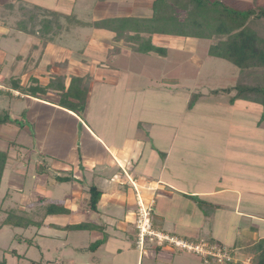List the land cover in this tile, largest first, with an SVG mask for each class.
<instances>
[{
  "label": "crops",
  "instance_id": "0c3cea01",
  "mask_svg": "<svg viewBox=\"0 0 264 264\" xmlns=\"http://www.w3.org/2000/svg\"><path fill=\"white\" fill-rule=\"evenodd\" d=\"M112 1L115 0L102 3L106 7L114 5L115 3H108ZM150 2V11L134 14L132 12L134 5L128 0H123L122 3L116 4V10L125 13H119L117 16H119L118 18H128L126 14L130 11L129 13L132 15L129 18L149 19L152 15V1ZM13 4H15L14 0H0V8L11 10L14 8ZM36 7L48 12L42 6ZM56 20L58 29L49 27L43 37L38 35L40 28L32 34L25 33L27 40H23L19 47V53H10V48L7 51H5L6 48L4 51L0 50V111L2 112L1 109H3L8 112L11 120L15 121L10 124H0V138L5 137L10 141V138L15 137L14 143L5 145L1 141L0 151L5 149L7 154L10 151V154L14 155L13 158L11 156L12 160L20 164L28 158L29 151H31L23 147L25 144L31 145L30 147L37 158L35 166L38 165L37 169L40 171L33 175L34 187L37 185L46 186L47 181L58 178L59 173L71 176L73 184L82 182L80 184L81 193L76 192L65 197L61 205H50L62 209V214H47L46 211L43 214L44 218L35 222L39 226H32L35 227L37 237L61 240L63 246L69 241L79 244L81 236L86 232L94 234V242L90 247L92 254L90 261L83 258L84 256L81 255L83 252L80 250L77 262L75 260L72 263L69 260L65 261L57 254L55 263L144 264V258L150 262L149 264L203 263L196 255L176 251L165 244L138 249L135 245L134 223L139 201L143 206L149 208L152 225L156 231L174 234L176 237L190 242L202 240L208 244L223 246L229 249L236 259L248 257L243 254L245 250L264 239V231H259L254 227L255 223L264 225V208L255 209L252 206L259 198L264 199V191L256 190L255 186L252 188L249 186L247 190L237 184L223 187L221 183L225 176H218L217 172H215V178L218 183L214 182L213 184L212 180L208 182L209 173L204 165L206 163L202 161H200L202 168L196 170L198 177L193 181V185L188 186L186 178L172 173L179 171L181 167L179 155H182L181 160L182 157L184 158L185 167L190 168L187 151L180 149L179 153H175L177 156L172 155L174 153L172 151L173 144L166 134L165 139L162 140L161 145L163 146H161L159 140L149 141L145 138V134L141 133L139 128L137 129L140 125V123L136 124V121L138 123L137 119H134L130 131H126L124 134L119 131L115 133L111 127L109 130L107 126H104L111 120H114L112 123L116 124L117 118L120 116L116 115L125 105L120 89L114 93L123 78L122 71L117 66L120 64L115 60L128 59L131 54L155 58L156 53H135L131 50V45H136L134 41L126 44L123 40H114L113 32L104 29L97 31L98 29L94 25V31H88L87 35L82 34L83 38H86L85 41L81 39L83 47L74 49L75 53L69 51L68 56L66 50L62 48L61 51L59 50L62 60L59 62L50 60L52 62L48 63L49 61L43 57L46 49H39L35 40L41 39L44 48L48 50L49 47H54L57 40L66 38V35L70 34L71 25L69 27L68 24H63L59 18ZM75 23L89 25V23L79 20ZM20 33L24 32L17 26L14 29L7 28L5 25L0 26V38L11 45L13 44L14 51L16 44L19 43L17 34ZM129 35L133 36V34ZM177 38L180 37L155 34L151 36L150 41L155 47L162 48L160 47L162 45L163 48L170 50L172 45H174L173 49L176 47L175 40ZM155 40L159 42L156 43ZM100 55H104V61H102L104 58H98ZM82 57L86 61L85 66L82 67V70L85 71L82 73L81 68L78 69V72L74 69L71 71L72 65L76 64L75 59L82 60ZM69 58L70 60L67 62L66 59ZM72 79L77 80L71 86L73 93H77L81 87L82 95L85 92L83 108L80 106L79 99L75 98L76 94H66V90L73 82ZM6 80L18 81L20 90L9 89L4 84ZM128 80L141 81L140 77L135 75L130 76ZM122 84L121 86H123ZM35 87L40 90H34L35 94H32L30 90ZM60 87L64 88L62 91L65 93H63L64 100L63 97H60ZM249 111L251 112V110ZM91 114L94 115L91 116ZM102 116L104 119L98 121L97 119ZM103 127L104 129H102ZM148 129L151 133L152 129L150 127ZM23 134L30 137L29 142H24L25 144L20 140L17 142L19 136H23ZM262 134L264 135V129ZM172 139H175V134ZM157 146L161 147L157 148ZM166 146L169 148L164 150ZM158 152L160 153L158 154ZM12 160L10 161L8 158L4 171L6 174L9 169L6 193L8 195L10 190L20 192V206L16 211L25 214V209L30 208L34 202L40 201L41 198L34 193L33 200L30 199L32 195L27 197L23 195V187L26 183L25 175ZM237 163H233V170L236 168V172L241 166ZM48 174L52 176L49 177ZM64 178L70 180L69 177ZM260 184L262 185V183ZM91 187H95L101 193L96 210L89 208V189ZM261 188L264 189V187ZM244 195L247 196L245 200L249 203L248 206L243 199ZM195 197L198 201L200 200V206L206 213L199 208L197 200H193ZM9 211L14 210L4 209L0 199V212L6 216ZM181 212H185L184 215ZM51 216L57 217V220L49 219ZM195 216L198 218L202 216L203 221L193 223L190 218ZM185 217H188V220L184 219ZM155 221L158 222V225L155 224ZM56 222L58 223L53 228ZM32 227L30 226V228ZM65 232L68 235L63 236ZM98 242V246L94 248ZM14 252L16 255L12 251L9 255L16 262L22 258L28 264L29 261L37 264L33 257L26 258L27 251L24 253ZM98 253L101 254L100 257L96 256ZM0 254L2 255L0 260L2 258L6 261V254L4 252ZM249 256L252 258L251 255Z\"/></svg>",
  "mask_w": 264,
  "mask_h": 264
},
{
  "label": "rangeland",
  "instance_id": "374dc122",
  "mask_svg": "<svg viewBox=\"0 0 264 264\" xmlns=\"http://www.w3.org/2000/svg\"><path fill=\"white\" fill-rule=\"evenodd\" d=\"M14 1L15 4H13V9L8 10L0 8V26L5 25L7 28L11 29L17 26V22L22 19L19 6L28 9L34 6H42L46 9L48 12H45V10L38 12V22L43 19L50 21L51 15H53L50 13H55L56 17L59 15V19L62 20L63 24H68L69 27L71 25L70 34L66 35L67 37L64 39L57 40L54 47H49L48 50L44 48L45 46H43L41 39L35 40L39 49H46L43 57L45 60L49 61L48 63L52 62L50 60H56L58 62L62 60L60 57L62 48L66 50L68 56L71 51L75 53L76 50L74 49L83 47L81 39L85 41L86 38H83L82 34L87 35L89 33L88 31H94L95 29L93 26L96 23L106 26L110 24L108 20L117 19L119 17L117 15L120 12L116 10V4L123 2V0H115L108 2L115 3L114 5L105 7L102 2H97V0ZM128 1L134 5V11H132L134 14H140V12L146 13V10H151V2L148 0ZM221 1L226 3L229 7L238 10H245L247 7L252 6L263 7L264 9V0ZM129 12L130 11L126 14L128 18L132 15V13ZM123 13L125 12L120 14ZM77 20L89 23V25H87L88 27L84 26L83 23L77 25L75 23ZM39 28L40 26L38 25L36 29ZM97 31L100 30L98 29ZM17 35H19V43L16 44L15 51L13 49V44L7 43V41L2 38H0V50L4 51L6 48L5 51H7L8 48H10V53H19L20 45L23 43V40L26 41L27 39L25 33ZM175 41L176 47L174 49V45L171 46L172 49L170 50L168 48H163L164 46L162 45L160 46L165 50L164 56L155 54V58H152L144 55L131 54L128 59L115 60L120 64L117 66L121 69L123 74L121 76L123 78L120 80L119 87H116L114 93L116 90L120 89L119 91H121L122 94L121 98L125 105L116 115L117 117L120 115L119 118H117V123L113 124L112 121L114 120H111L108 124H104V126H107L109 130L112 128L115 133L119 131V133L124 134L126 131H130L134 119H137L138 123L136 121V124L140 123L137 129L139 128L140 132L144 133L145 138L149 139V141L159 140L160 145L162 144V140L165 139L166 134L167 138L169 137L173 144L172 151L174 153H172V155L177 156L175 153H179L180 149H185V151H187L186 155L191 164L189 166L190 168L185 167L186 162L183 157L181 160L182 155H179L178 158L181 167L179 171H174L172 173H177L175 175L186 178L188 186L193 185V181L198 177L196 170L202 168L200 162L202 161L206 163L204 165L209 173L208 182L212 180L213 184L214 182L218 183L215 178V172H217L218 176H225L222 178L223 182L221 183L223 187H231L233 184H237L247 190L249 186L250 188L255 186L256 190L261 189L264 191V189L261 188L264 187V135L262 134V130L264 129V108L243 100H236L232 104L230 99H232L235 93L223 94L220 92L221 90L233 86L235 82L234 79L238 75V69L227 61L209 57L208 48L210 43L207 40L177 38ZM155 42L158 43L159 41L155 40ZM167 46L166 44V47ZM84 57H82V60L75 59L76 64L72 65L71 71L74 69L78 72L79 68H81L82 73L85 71L82 70V67L86 64ZM98 58H104L102 61L105 60L104 55H100ZM69 60L70 58L66 59L67 62ZM56 68L58 67L56 66ZM133 75L140 77L141 81H129L128 79ZM121 84L123 86H121ZM81 91H83L82 87ZM213 91H218L219 93H212ZM59 93L62 98L64 92L59 90ZM244 102L246 103L245 105L243 104ZM1 110L2 112L0 111V114L3 113V109ZM249 110H251V112ZM92 115L94 114H91V116ZM103 119L102 116L97 120L102 121ZM89 120L91 121L92 118ZM149 127L152 129L151 133L149 132ZM102 129H104V127ZM174 134L175 139H172ZM6 139L5 137H1L0 142L2 141L7 145L15 141V137L10 138V141ZM19 140L25 144L24 142H29L30 137L29 135L26 137V134H23V136H19L17 142H19ZM30 146V144H25V147H23L26 148V150H31L29 151L28 158L22 159L24 162L22 161L20 164L19 162H14L12 160L14 155L10 154V151H8V158H10V161L12 160L15 165L17 164L19 170L25 175L24 178L26 183L23 187V195L26 197L32 195L30 199L33 200V197H35V195H33L34 193L37 194L41 200L34 202L30 208L25 209V214H20L16 211L20 206L21 198L19 197L21 194L19 191L12 190L9 191L8 195L6 193V188H8L7 174L9 169L3 177L0 199L3 202L4 209L11 208L14 210L13 212L15 214L23 217V219L37 222L44 218L43 214L50 208L51 204L61 205L65 197L70 196L72 193L80 192L82 189L80 184L82 182L73 184L70 178L71 176L59 173L58 176L60 178L69 177L70 180L61 182L56 179H50L47 181L48 184L46 186L37 185L34 187L33 175L40 171L37 169L38 165L35 166L37 158ZM161 146H157V148ZM168 148L169 147L166 146L164 150ZM6 151L4 149L2 152ZM160 152H158V154ZM202 154L204 155L203 157ZM206 158L208 159L207 161ZM240 160L244 161L239 162ZM248 161L249 163H247ZM234 162L241 164L237 172L236 168L233 170ZM41 170H43V168H41ZM48 175L49 177L52 176L51 174ZM260 183H262V185ZM246 197L247 196L244 195L243 199L248 206L249 203L245 200L247 199ZM193 200H197L199 208L206 213L200 206V200L198 201L197 197L193 198ZM252 206L255 209L264 208V199L259 198L256 204ZM181 213L184 215L185 212ZM205 213L203 214L205 215ZM5 217L6 216L0 212V222ZM56 218L57 217L52 216L49 217V219L52 220ZM184 219L188 220V217ZM190 219L193 223L199 222L200 220L203 221L202 216L201 218L195 216ZM57 223L58 222H56L53 228L56 227ZM155 224L158 225V222L155 221ZM254 227L259 231H264L263 224L255 223ZM32 228L29 226L26 228H12L9 226L0 228V253L5 252L7 264H28L22 258L17 262L11 259L9 255L11 251H16L18 253L27 251L28 255L26 258L33 257V260L38 264H56V256L58 255L64 258L65 261L69 260L72 263V261L74 262L75 260V262H77V257H79V252L81 250L83 252L81 255L84 256L83 258L90 261V256L92 255L90 253V247L94 242V234L86 232L81 236L79 244L69 241L64 245L66 247H64L61 240L37 237L34 229L35 227ZM164 234L175 236L174 234L166 232ZM66 235H68V233L65 232L63 236ZM145 247H149L148 243H146ZM227 250L230 251L229 249ZM248 250L249 248H247L243 254L250 258ZM100 255L99 253L96 254L97 257H100ZM0 256L2 255L0 254ZM245 258L240 260L243 261ZM143 263L149 264L150 262L144 258Z\"/></svg>",
  "mask_w": 264,
  "mask_h": 264
},
{
  "label": "trees",
  "instance_id": "16d2710c",
  "mask_svg": "<svg viewBox=\"0 0 264 264\" xmlns=\"http://www.w3.org/2000/svg\"><path fill=\"white\" fill-rule=\"evenodd\" d=\"M109 0H97L106 2ZM152 1V15L146 18H117L108 20L106 26L96 23V29H104L115 34L114 40H123L126 44L134 41L131 50L135 53L147 54L150 52L163 55L164 49L151 44V36L166 35L180 38H196L207 40L209 44L208 56L229 62L238 69V75L234 79L232 87L221 90V93L234 92L230 102L243 100L253 105L264 108V9L258 6L247 7L238 10L229 7L221 0H150ZM22 19L17 22V28L24 33L32 34L37 26H40L38 35L43 37L47 29L56 27L55 13L51 15L50 21L46 19L38 22L39 7L30 9L19 6ZM46 12V11H45ZM53 32V31H52ZM56 34V32H54ZM129 34H133L129 35ZM73 80V79H72ZM66 90L67 95H75L79 99L81 108L84 105V95L81 89L73 93V85ZM11 90H20L18 81L6 80L4 83ZM31 89L30 92L34 93ZM63 91L64 88L60 87ZM212 93L218 94V91ZM83 97V99H81ZM8 112L0 114V124H10ZM8 161L7 152L0 151V185ZM66 182L68 178H56ZM89 208L96 210V205L101 193L95 188L89 189ZM50 206L47 214H62V209ZM9 226L12 228H26L39 226V224L23 219L13 211H9L0 222V228ZM81 228V227H76ZM99 242L94 245L98 246ZM5 253V252H4ZM14 255L16 253L12 251ZM251 264H264V239L258 241L249 248ZM29 264H36L29 261ZM0 264H6L2 259ZM38 264V263H37Z\"/></svg>",
  "mask_w": 264,
  "mask_h": 264
},
{
  "label": "built area",
  "instance_id": "2783aa9c",
  "mask_svg": "<svg viewBox=\"0 0 264 264\" xmlns=\"http://www.w3.org/2000/svg\"><path fill=\"white\" fill-rule=\"evenodd\" d=\"M135 245L143 249L149 246L157 247L167 245L176 251L196 255L204 264H251V258L246 257L243 261L236 259L227 248L216 244H208L202 240L190 242L176 236H169L163 232L156 231L152 225V217L149 208L139 201L135 217Z\"/></svg>",
  "mask_w": 264,
  "mask_h": 264
}]
</instances>
